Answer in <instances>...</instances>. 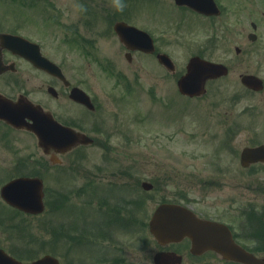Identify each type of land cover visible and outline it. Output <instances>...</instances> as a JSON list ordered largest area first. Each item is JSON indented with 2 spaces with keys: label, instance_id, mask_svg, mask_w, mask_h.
Returning <instances> with one entry per match:
<instances>
[{
  "label": "rangeland",
  "instance_id": "374dc122",
  "mask_svg": "<svg viewBox=\"0 0 264 264\" xmlns=\"http://www.w3.org/2000/svg\"><path fill=\"white\" fill-rule=\"evenodd\" d=\"M122 2L129 4V0ZM239 3L242 15L244 6H250L251 2L239 0ZM150 4L153 3L139 1L136 5L130 4L124 14L141 26L140 21L147 20V13L152 9L148 6ZM224 4L226 7L232 5V8H235L236 3L225 0ZM3 6L9 13L19 15L12 5ZM15 6L17 8L19 4L16 3ZM138 11L142 12L145 19ZM2 14L0 2V18ZM224 19L225 37H238L240 44L248 42L242 27L239 30L234 27L236 32L230 29V14H225ZM2 24L6 27L19 25L18 22L7 20H2ZM246 28L249 29L248 26ZM148 29L153 31L151 27ZM32 31V38L43 41V51L58 61L60 56L67 60L66 66L71 76L74 77L77 73L83 76L88 70L93 73V69H96V84L102 106L100 113L104 117L107 116V131L102 130L95 135L96 138L102 139L103 146L97 143L85 148L82 153L86 156L82 155V158H77L78 152H70L62 166L50 167L46 163L37 162V159L44 158L35 135L26 130L8 128L0 123V189L6 181L19 173L40 175L44 178L46 186L51 189L50 195L56 208L53 210L49 206L45 213L32 217L9 207L0 194V247L22 255L23 260H32L45 253H51L59 257L62 264H94L89 251L92 238L88 230L93 226L91 219L99 217V213L93 209H101L103 202H114V198L107 193L108 189L126 184V187H130V199L143 195L146 204L139 213L146 221L162 197L173 199L179 194L181 196L182 192L187 193L185 200H182L185 196H181L182 203L192 205L198 212L212 210L217 202L215 200L223 190L222 186H234L238 180L244 181L248 176L240 166L238 154L251 139L252 132H240L228 148H223L222 141L225 136L222 132V114L227 107L236 106L237 112L242 113L245 107L255 105V113L241 114L243 126L249 127L255 122L256 127H263L264 94H251L241 85L239 73L243 70H238L236 65L232 64L235 59L234 47H228L226 44L219 51L213 47L212 56H222L226 59L231 64V73L229 77L209 82L208 93L201 98L180 94L176 84L178 77H166L164 70H157L151 63L120 65L127 80L131 81L130 94L122 90L113 75L105 84L101 78L104 77V72H101L98 66H84L80 62V55L74 53L73 56L65 45L67 41L60 39V25L35 26ZM261 36L257 47L248 56L253 70L264 74V32ZM100 39L104 55L117 48V38L114 34L104 35ZM197 50L198 47L187 50L186 54L177 51L178 72L183 71L186 64L180 57L184 55L186 58ZM138 73L140 77L133 80V77H138ZM39 77V74L32 73L27 65L18 66L15 81L13 77H0V91L7 95L17 94L21 90L19 80L32 84L39 81ZM110 89L113 90L111 94L108 92ZM115 128L118 129L117 133L105 142L110 134L108 131H115ZM106 151L109 156L103 159L102 154ZM19 158L28 161L21 171L16 169ZM60 168H64L62 173H59ZM254 169L264 171V165ZM212 179L217 183L214 181L215 184H210ZM144 180L154 183L151 191H144L142 188L141 182ZM117 193L121 194V190ZM104 197L107 198L106 201ZM90 202L93 206L89 205V208L93 211L85 216L87 209L83 208ZM215 207L219 209L216 204ZM80 208L85 211V218L78 215L83 212ZM113 233L114 242L118 245L122 243L121 239L127 241L128 254L136 252L130 246L131 232H128V235L124 230L115 229ZM75 234H79L80 238H72ZM100 241L106 243L101 239ZM148 248H143L141 252L145 258ZM212 259L213 257L209 256V260ZM96 263L104 264L97 260ZM193 264H200V261L195 260Z\"/></svg>",
  "mask_w": 264,
  "mask_h": 264
},
{
  "label": "flooded vegetation",
  "instance_id": "af4514ba",
  "mask_svg": "<svg viewBox=\"0 0 264 264\" xmlns=\"http://www.w3.org/2000/svg\"><path fill=\"white\" fill-rule=\"evenodd\" d=\"M139 1L153 3L148 5L152 9L150 8L147 13V20L142 12L138 11L145 19L143 22L140 21L141 26L132 19H128L124 14L128 7L136 5ZM188 1L192 5H188L184 1L180 3L177 0H129V4L124 3V10L118 11L113 6V0H0L1 12H3L0 18V33L24 35L28 39L40 43L43 50V41L32 38V29L35 26L48 25L49 21L57 24L56 17L53 15L58 14L60 17V39L67 41L65 45L69 47L72 55L74 56V53L80 55V62L84 66H106L108 72L119 71L118 66L121 63L126 66L142 65L145 59L154 63L157 70L164 68L171 71L160 61L159 55L167 53L176 63L179 59L177 51L197 46L193 43L196 38H193L192 35H200L201 43L197 52H202V56L209 60L228 64L229 62L222 56H212L213 47L219 51L227 44L228 47H234L235 59L232 64L236 65L238 70L245 71L243 73L255 74L264 79V74L253 70L248 56L257 47L262 37L261 33L264 32V0H246L251 3L248 7L244 6L242 15L239 10V0H231L232 4L236 3L235 8H232V5L226 7L225 0H213L220 8V13L214 12V6L207 4V0ZM16 3L19 4L17 8ZM3 4L12 5L19 15L9 13ZM202 7L213 12L211 14L200 12ZM229 8L230 10H228ZM225 14L231 16L230 29L235 31L242 27L248 42L240 44L238 37H225ZM2 20L18 22L19 25L6 27L3 26ZM119 21L146 30L152 36L151 42L154 44V50L148 52L144 48H135L131 44L121 42L116 31ZM149 27L153 31L148 29ZM107 34L116 36L117 48L104 55L100 38ZM0 51L4 62L0 77H13V81H15L14 77L17 75L18 66L21 65H27L32 73L36 72L40 76L39 81L32 84L19 80L18 85L21 90L17 94H8L10 98L16 100L21 96H26L35 104L41 105L44 110L51 111L58 121L94 138L92 144H80L78 148L97 143L102 144V139L96 138L95 135L96 132L107 131V116L104 117L100 113L101 96L97 90L94 67L93 73L92 70H88L83 76L77 73L73 77L68 72L66 59L60 56V61H58L43 51L44 55L49 56L60 65L61 73L56 75L35 66L20 54L15 53L4 44L1 38ZM181 59L186 60L185 57H181ZM182 74L183 72L178 73L176 70L169 72L167 77H180ZM241 74L242 72L239 73V76ZM121 76L127 78L125 74ZM101 78L107 84L110 77ZM135 79L133 77V80ZM80 90H84L88 96L84 95L83 98H79L83 94ZM112 91L110 89L108 92L111 94ZM252 92L256 94V91ZM259 92L264 94V89ZM76 93L78 98L74 97ZM91 102L96 106H91ZM256 109L255 105H249L241 113L237 112L238 107L236 106L227 107L222 114L224 136L235 138L240 132L250 130L252 137L246 145L264 144V138H262L264 123L263 127H256L255 122H252L249 127H244L241 120V114H253ZM108 132L110 134L107 135L108 138L105 139V142L111 140V137L117 133L113 130ZM41 155L52 167L62 166L65 162L64 157L68 153L61 154L60 150L57 153L51 150V153L47 154L43 151ZM54 160L59 162L56 164L53 162ZM260 165H264V161L253 163L245 168L248 176L244 181L238 180L234 186L221 187L223 190L215 200L219 209L214 204L212 210L205 209L204 212L198 213L203 218L226 224L239 252V257L236 259L225 258L220 253L207 248L195 252L193 242L189 237L162 243L150 233L149 221L151 217L145 221L140 216L139 211L144 208L146 199L143 195H138L130 200L125 198L113 203L103 202L100 205L101 209H93L99 213V217L91 219L93 226L88 230L92 238L91 245L89 244L92 261L94 264H97L96 260L100 263L104 262V264H171L172 261L174 264H193L195 260L200 261V264H264V171L254 169ZM126 189L130 188L126 187ZM54 206L55 204L52 205L53 210L56 209ZM115 229L124 230L128 235V232H131L130 246L136 252L128 254L126 240L121 239L120 245L114 242L113 230ZM66 231L69 230L66 229ZM68 236L70 235L68 234ZM135 236L136 238H134ZM74 237L80 238V235L75 234L72 238ZM100 239L106 243H101ZM143 248H148L146 258L141 253ZM159 253L175 256V260L156 261V256ZM209 256L213 259L209 260Z\"/></svg>",
  "mask_w": 264,
  "mask_h": 264
},
{
  "label": "water",
  "instance_id": "95a60500",
  "mask_svg": "<svg viewBox=\"0 0 264 264\" xmlns=\"http://www.w3.org/2000/svg\"><path fill=\"white\" fill-rule=\"evenodd\" d=\"M36 63L40 62L36 55H33ZM168 63L167 58H163ZM227 69L221 65L213 64L196 56L188 65V72L178 81L179 89L182 93L197 95L205 92L206 80L217 74L226 73ZM245 84H251L256 88H261L262 81L257 77L246 75L243 77ZM260 84V85H259ZM31 116L35 122L28 124L24 118ZM38 109L37 105L24 103L21 99L15 102L0 93V118L17 127H28L35 131L40 139V144L45 148L60 146L64 151L80 141H91L88 137L80 136L70 128L59 125L56 120ZM63 130V132H62ZM251 155H264V145L257 148H246L243 151V163L247 164V159ZM260 158V157H258ZM147 189L152 188L150 182H143ZM3 198L11 205L30 213H39L44 210V184L43 180L37 177H19L11 180L2 187ZM151 231L157 238L178 239L184 236H191L196 242V247L207 246L222 252L226 257L236 258L238 256L235 244L227 228L221 223L202 219L189 208L165 203L158 207L150 222ZM0 264H60L57 257L46 254L31 262H24L7 253L0 248Z\"/></svg>",
  "mask_w": 264,
  "mask_h": 264
},
{
  "label": "clouds",
  "instance_id": "9594fccd",
  "mask_svg": "<svg viewBox=\"0 0 264 264\" xmlns=\"http://www.w3.org/2000/svg\"><path fill=\"white\" fill-rule=\"evenodd\" d=\"M113 6L118 10V11H123L124 10V3L122 0H113Z\"/></svg>",
  "mask_w": 264,
  "mask_h": 264
},
{
  "label": "trees",
  "instance_id": "16d2710c",
  "mask_svg": "<svg viewBox=\"0 0 264 264\" xmlns=\"http://www.w3.org/2000/svg\"><path fill=\"white\" fill-rule=\"evenodd\" d=\"M16 253V252H15ZM18 254V253H17ZM18 256L22 257V255L18 254Z\"/></svg>",
  "mask_w": 264,
  "mask_h": 264
}]
</instances>
